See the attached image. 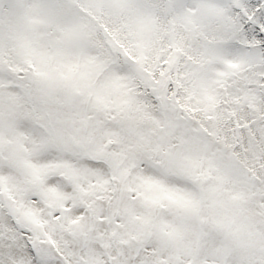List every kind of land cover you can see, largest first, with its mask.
<instances>
[{
    "label": "snow or ice",
    "instance_id": "6c2138e0",
    "mask_svg": "<svg viewBox=\"0 0 264 264\" xmlns=\"http://www.w3.org/2000/svg\"><path fill=\"white\" fill-rule=\"evenodd\" d=\"M0 264H264V0H0Z\"/></svg>",
    "mask_w": 264,
    "mask_h": 264
}]
</instances>
